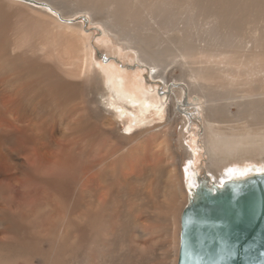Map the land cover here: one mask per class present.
Segmentation results:
<instances>
[{
	"label": "bare ground",
	"instance_id": "1",
	"mask_svg": "<svg viewBox=\"0 0 264 264\" xmlns=\"http://www.w3.org/2000/svg\"><path fill=\"white\" fill-rule=\"evenodd\" d=\"M42 1L0 0V264L27 253L40 264H177L188 188L202 174L197 149L175 146L171 135L182 122L202 120L199 149L218 183L263 171L244 162L264 163V99L254 100L264 92L242 96L253 100L237 122L215 104L230 96L212 98L189 81L179 87L168 66L153 76L161 91L140 70L97 63L91 33ZM208 1V14L241 40L264 0ZM109 26L108 40L129 48ZM202 73L189 77L208 79ZM141 208L145 216L136 214ZM159 234L168 238L161 261L152 248ZM41 238L48 248L36 257Z\"/></svg>",
	"mask_w": 264,
	"mask_h": 264
},
{
	"label": "rangeland",
	"instance_id": "2",
	"mask_svg": "<svg viewBox=\"0 0 264 264\" xmlns=\"http://www.w3.org/2000/svg\"><path fill=\"white\" fill-rule=\"evenodd\" d=\"M245 1L239 0L238 2L244 4ZM41 3L55 7L56 12L59 11L57 12L58 15L67 19L68 23H81L83 29L91 33L92 49L95 48L93 54L97 63L113 62L118 66H125L130 71L140 70L145 76H148L146 80L149 83L147 85L151 82L154 87H159L161 91L165 89H163L162 85L157 84L160 78H154L153 76L159 74L165 66H168V71L173 70V79L178 80L177 85L179 87L181 84L188 87L186 82L189 81L192 90L193 87L199 88V85H203L206 87L203 89V93L212 98L230 96V99L220 100L215 104H223L229 115L234 116L233 118L237 122L245 115L247 116V112L250 109L242 104L253 100L251 98H242V96L248 90L264 92V43L258 42L259 38L264 35V1H262L259 12L252 11L248 15V17L253 14L255 16L251 19V25H247L244 28L245 39L241 40L234 38L236 31L220 24L219 20L215 18L216 16L213 15L212 17L211 14H208V8L211 5H208L210 2H207V0H117V2L116 0H44ZM255 3L258 4V2ZM65 7L68 11L76 12L71 14L72 16L63 17V13H65L63 8ZM81 8L84 9V12H82ZM86 10L88 11L85 12ZM95 16L103 20H100V23L93 21ZM248 17L246 18L247 20ZM109 25L114 30L119 31L121 35L124 34L122 37L125 36L124 38L130 41H127L130 43L129 48L118 42L116 44L115 40H111L112 43L108 40L107 33L104 34V31ZM252 27L255 32L252 31ZM104 38L107 40L105 41ZM109 43L112 45L110 46ZM138 65L142 68H138ZM154 65H158V67L154 69ZM96 67L99 68L98 65ZM220 68H224V70ZM202 71L204 72L202 74L206 75L208 79L195 81L189 77L192 72ZM257 71L259 73H256ZM233 72L235 76H233ZM257 99H264V95L256 97L254 100ZM192 111L194 114H201L199 108H195ZM200 125L202 126V120L194 125H186L182 122L176 126V133L171 135L170 140L175 146H179L182 143L184 150L189 148L185 144L192 145L194 149H197L196 168L203 174L207 173L208 156L199 149L201 142ZM121 126L123 131H125L127 128L125 121L121 122ZM261 130L264 132V128ZM161 156L166 157L164 153ZM175 159L180 161L177 156H175ZM187 160L189 161L190 159L185 157L182 169L186 172L189 170L190 173L188 174L187 172L186 174L192 176L190 162ZM244 163L248 165V168H246L248 171L252 167H264V163L259 161ZM235 164L241 165L237 162ZM185 171L183 172L184 178L187 180ZM139 211L136 212L137 215L145 216V208H141ZM167 239L165 234H159L153 240L152 248L159 261L163 260L166 255L167 248L163 245ZM40 240L35 242L36 257L48 248L47 242H43L42 238ZM20 256L17 255L14 260L10 258L7 263L32 264L31 261H36L35 264H40L38 259H31L28 253L27 257L25 254ZM156 262L158 261H152V264ZM3 263L5 262L3 261Z\"/></svg>",
	"mask_w": 264,
	"mask_h": 264
},
{
	"label": "water",
	"instance_id": "3",
	"mask_svg": "<svg viewBox=\"0 0 264 264\" xmlns=\"http://www.w3.org/2000/svg\"><path fill=\"white\" fill-rule=\"evenodd\" d=\"M188 188L177 264H264V170Z\"/></svg>",
	"mask_w": 264,
	"mask_h": 264
}]
</instances>
